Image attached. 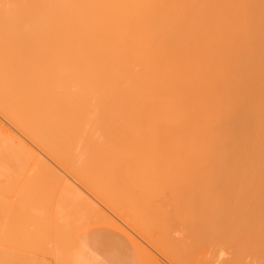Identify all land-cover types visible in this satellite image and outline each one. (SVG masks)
I'll return each instance as SVG.
<instances>
[{
	"label": "bare ground",
	"instance_id": "obj_1",
	"mask_svg": "<svg viewBox=\"0 0 264 264\" xmlns=\"http://www.w3.org/2000/svg\"><path fill=\"white\" fill-rule=\"evenodd\" d=\"M0 109L62 168L35 175L54 195L141 196L155 176L264 221V0H0Z\"/></svg>",
	"mask_w": 264,
	"mask_h": 264
},
{
	"label": "rangeland",
	"instance_id": "obj_2",
	"mask_svg": "<svg viewBox=\"0 0 264 264\" xmlns=\"http://www.w3.org/2000/svg\"><path fill=\"white\" fill-rule=\"evenodd\" d=\"M25 147H30L26 155L24 150L21 151ZM20 151L23 156L19 155ZM44 152L33 139H26L23 132L0 109V174L1 171L3 175L6 173L0 175V264H227V259L231 264H239L233 258L237 257L241 246V253L238 252L239 257L243 258L241 264H264V221L259 213L251 212L244 217L240 214L252 208L228 204L214 206V189L211 188L159 189V186H155V176L154 186L142 191L141 196L137 194L140 191H121L115 188L103 189L98 195H90L79 188L85 191L84 194L87 193L90 203L76 200L71 192L68 194L67 189L65 192L61 189L65 197L60 189V194L56 190L57 194L54 195V186L42 185L41 189V185L35 181V175L38 177L44 172L40 162L46 159L44 162H49L52 168H57L62 175L67 176L60 166L52 163L50 154ZM35 154L39 158L36 159ZM33 157L37 161L33 159L32 162ZM17 158L20 160L17 161ZM107 160L111 159L106 158L104 161ZM22 161L24 166L31 163L22 167ZM17 162L23 170L20 164L18 169ZM7 166L11 167L10 170ZM159 176L162 178V175ZM27 182L32 188H29V184V187L26 186ZM86 207H90L89 212ZM226 215L230 218L225 221L219 218ZM229 226L235 227V230L232 228V235L235 232L243 241L244 235L249 241L241 244L238 249L230 246L220 236V232L223 233L222 230ZM187 232L191 235L186 236ZM182 239H186V243ZM164 251L175 257L166 258Z\"/></svg>",
	"mask_w": 264,
	"mask_h": 264
}]
</instances>
